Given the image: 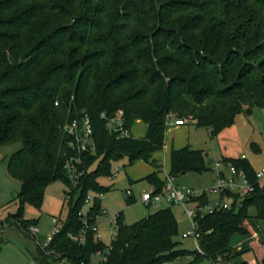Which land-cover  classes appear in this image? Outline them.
Returning <instances> with one entry per match:
<instances>
[{
  "label": "trees",
  "instance_id": "trees-1",
  "mask_svg": "<svg viewBox=\"0 0 264 264\" xmlns=\"http://www.w3.org/2000/svg\"><path fill=\"white\" fill-rule=\"evenodd\" d=\"M253 107H264V0H0V147L23 144L8 160L9 173L22 184L20 207L1 224L33 236L37 220L25 218V204L42 208L47 187L63 182L71 189L68 215L48 253L37 244V259L96 264V252L107 244L94 240L92 226L103 210L100 194L111 189L99 178L113 175V162L128 158L159 167L152 156L165 146L169 114L193 118L189 123L215 138ZM120 110L131 133L134 122L146 123L144 137L109 128ZM82 112L91 118L95 148L80 153L85 173L74 182L66 165L79 152L66 125ZM207 156L190 145L173 149L169 173H205L211 169ZM222 159L255 181L247 158ZM145 179L158 190L166 183L156 170ZM89 192L96 194L85 222L80 212ZM126 200L135 202L134 196ZM251 208L264 219L259 184L239 208L201 218L203 253L180 247L172 206L132 224L119 212L105 264H213L242 253L232 255L236 234L254 239L249 250L255 256L237 264H264V240Z\"/></svg>",
  "mask_w": 264,
  "mask_h": 264
},
{
  "label": "rangeland",
  "instance_id": "rangeland-1",
  "mask_svg": "<svg viewBox=\"0 0 264 264\" xmlns=\"http://www.w3.org/2000/svg\"><path fill=\"white\" fill-rule=\"evenodd\" d=\"M146 132L147 125L145 122L141 120L134 122L132 133L135 137H144ZM188 137L189 145L192 148L202 149L207 153V161L211 169L202 174L188 172L178 175L176 176V181L179 184L195 187L196 189L210 187L216 178V172L213 170L214 162L223 157L247 158L251 166L258 170L264 166V107H253L250 114L244 112L238 114L235 123L224 129L215 138L211 137L207 128L198 127L194 123H187L179 131L172 127L168 132V143L170 146H168L167 154L165 153L166 148H163L155 151L152 156V159L157 161L159 167H155L145 160H137L133 164H130L128 158L114 161L113 175L99 178L101 185L111 187L102 196V206L106 213L101 214L97 219L101 240L104 243L109 244L112 242V231H115L114 226L106 219L109 215L123 211L124 222L132 224L159 209L154 206L148 207L141 201L142 192L151 190L153 187L145 177L156 170L159 172V176L164 179L166 172L170 168L173 140L176 138L188 141ZM22 146L21 142H17L0 147V238L2 240L0 245V264H41L37 259L36 239H46L55 227L54 217L65 220L69 211L66 191L70 192L71 189L63 182L58 181L47 187L42 208H36L29 203L25 204V218L37 220L36 225L39 228V234L35 238L24 235L10 223L1 224L10 214L16 213L20 207V201L17 196L22 184L21 181L9 173L8 160ZM117 167H119L118 172H116ZM129 189L133 191L135 199V202L131 205H128L126 200V192ZM95 194L94 192H89L88 195L93 198ZM91 203L85 205V213H87ZM172 209L179 222L180 234L177 240L180 242V247L190 251L196 250L197 247L194 240L182 237V233L186 232L190 227V220L184 214L183 208L173 205ZM249 213L251 214V222L254 228L264 240V219H257L253 208L250 209ZM58 225L60 226L61 222ZM253 240L249 235H234L230 241V246L233 249L232 255L242 253L230 260L225 259L222 264H237L244 260L252 261L255 256L254 252L250 251L249 248L253 244ZM98 259L96 256L94 257L96 264ZM191 259L192 257H187L181 262L187 263ZM50 264L72 263L55 260L51 261ZM199 264L212 263L210 260L205 259Z\"/></svg>",
  "mask_w": 264,
  "mask_h": 264
},
{
  "label": "built area",
  "instance_id": "built-area-1",
  "mask_svg": "<svg viewBox=\"0 0 264 264\" xmlns=\"http://www.w3.org/2000/svg\"><path fill=\"white\" fill-rule=\"evenodd\" d=\"M58 104V102H56ZM82 116L75 118L71 123L66 125L69 133L73 134L77 140V148L79 154L72 157L67 162V170L69 177L74 181H78L79 177L85 173V170L80 167L82 157L80 153L85 151H92L95 148V141L93 138V125L88 113L82 112ZM105 116V114H103ZM193 118H178L173 114L167 116V128L171 126H182L189 122H193ZM108 126L116 132H120L121 136H131V130L125 126L124 112L120 110L116 116L109 119ZM213 170L216 172V178L213 184L204 189H196L195 187L179 184L176 181V176L169 172L166 174V183L162 190H158L153 185L151 190H145L141 194V201L148 207L162 208L166 206L177 205L183 208L184 214L190 220V227L186 232L182 233L183 238H191L197 247V250L203 253L199 244L201 236L199 220L206 215L214 214L215 212L230 210L232 208H239L243 205L244 200L252 194L256 189V184L264 187V166L255 170V181H252L242 167H238L231 160L220 159L214 162ZM119 167L116 168V172ZM127 196H134L131 189L127 190ZM104 194H100L102 197ZM208 197L207 202H202L204 198ZM90 196L86 199V204L91 203ZM84 209L80 212L84 221L86 222L87 215ZM106 213L102 210V213ZM100 216V215H99ZM119 213H115L106 217L108 222L114 226L115 231H112V239L117 234ZM55 227L52 233L44 240L36 239L37 244L48 253V246L52 242L56 233L60 231V218L54 217ZM94 240H101L99 233V222L97 221L93 226ZM31 235L37 236L39 228L37 225L30 227ZM80 240L85 239V230H83L79 237ZM113 249L112 242L107 244V248L96 252L95 256L98 259L97 264H105L108 261V256ZM225 260L222 256L213 264H222Z\"/></svg>",
  "mask_w": 264,
  "mask_h": 264
},
{
  "label": "crops",
  "instance_id": "crops-1",
  "mask_svg": "<svg viewBox=\"0 0 264 264\" xmlns=\"http://www.w3.org/2000/svg\"><path fill=\"white\" fill-rule=\"evenodd\" d=\"M139 121V120H138ZM183 126H171L167 129V132H166V142H165V146L164 148H166L165 150V153L167 154V149L169 148L168 146H170V144L168 143V132L172 129V127L176 130H181L183 129ZM133 134V133H132ZM189 145V137H188V141L186 139H174L173 142H172V149H178V148H182L184 146H187ZM171 155V154H170ZM167 157V156H166ZM169 171H170V168H169ZM168 171V172H169ZM166 172V173H168ZM153 186V184H151Z\"/></svg>",
  "mask_w": 264,
  "mask_h": 264
}]
</instances>
